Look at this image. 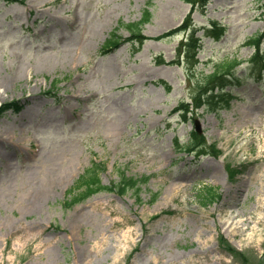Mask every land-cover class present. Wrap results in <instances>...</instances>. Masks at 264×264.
I'll return each instance as SVG.
<instances>
[{"label":"rangeland","instance_id":"374dc122","mask_svg":"<svg viewBox=\"0 0 264 264\" xmlns=\"http://www.w3.org/2000/svg\"><path fill=\"white\" fill-rule=\"evenodd\" d=\"M191 9L184 0H0V105L18 102L0 116V264H111L119 243L117 264H264V80L248 78L219 112L194 105L217 61L236 58L248 71L262 59L250 43L264 50V0L193 10L196 26L226 30L182 55L173 28ZM145 10L140 45L125 25ZM115 36L120 45L104 50ZM202 147L210 155L195 153ZM93 166L106 186L147 178L138 193L70 203ZM209 188L218 195L205 201Z\"/></svg>","mask_w":264,"mask_h":264},{"label":"trees","instance_id":"16d2710c","mask_svg":"<svg viewBox=\"0 0 264 264\" xmlns=\"http://www.w3.org/2000/svg\"><path fill=\"white\" fill-rule=\"evenodd\" d=\"M206 1L207 0H201V5H205ZM147 15L148 13L146 12L143 19H147ZM142 21L143 20L137 23L126 25L128 29L131 30L133 36L141 38V28L139 27ZM254 43L257 44L258 39ZM116 44L117 43L113 39L109 40L107 46H116ZM182 44L184 50L186 46L188 47L189 55L191 54V52H196L197 46L199 45L196 37L192 35L187 38L185 42H182ZM250 60L252 64L258 66L257 70L253 74L256 75L257 78H260L262 70L264 69V57L262 56V59H256L255 57H252ZM240 63L241 62L236 58L221 60L217 62V64L214 66V70L211 73L202 75L199 81L200 84L196 85V90L198 91V93L195 96V101L198 107L205 105L208 106V109L213 108L217 110L218 108L229 104V96L231 91L224 92V88L228 85L239 84L242 82L244 76L239 73L240 68H238V65ZM201 103L202 105H200ZM216 104L223 106L217 107ZM2 109L3 108H0V112L2 111ZM193 144L194 141H191L188 143V146H191ZM81 184L85 186L86 190L81 195L74 197L72 199V202L79 201L82 198H85L88 195L102 189H117L120 193L125 192L128 189H135L138 185V179L127 178L126 175L123 174V176L121 177V181L118 184H114L113 186H105L101 184V180L98 174L94 173V176H92L91 179L83 180ZM205 195L206 197H203L205 201L208 200V197L213 200L216 196V193L213 191V189L209 188L208 190H205Z\"/></svg>","mask_w":264,"mask_h":264},{"label":"bare ground","instance_id":"6f19581e","mask_svg":"<svg viewBox=\"0 0 264 264\" xmlns=\"http://www.w3.org/2000/svg\"><path fill=\"white\" fill-rule=\"evenodd\" d=\"M9 84H11V81L10 80H2L1 81V85L2 86H6V85H9ZM0 139H1L0 140L1 142L7 141V137L6 136H3L2 134H0ZM44 192H46V191L43 190L42 192H40V194L43 195ZM38 197H41V196L38 195ZM33 204H35V203L33 202ZM233 224H234V220L231 222V225H233ZM103 241H105V237L103 238ZM95 245H96L97 248H103L102 244H100L98 242ZM120 249L125 250V245H123L121 243L118 244L117 251H116V253L114 255L113 262L111 264H117V263H119L120 256L122 255V252H120ZM74 264H89V263L88 262H85L84 259L81 260V261L78 260V259H76L74 261Z\"/></svg>","mask_w":264,"mask_h":264}]
</instances>
